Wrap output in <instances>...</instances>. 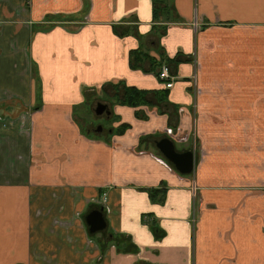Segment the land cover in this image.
<instances>
[{
    "label": "crops",
    "instance_id": "crops-1",
    "mask_svg": "<svg viewBox=\"0 0 264 264\" xmlns=\"http://www.w3.org/2000/svg\"><path fill=\"white\" fill-rule=\"evenodd\" d=\"M163 1L156 19L154 0H0V264H264V0ZM98 103L101 134L82 128ZM164 137L195 162L203 144L195 174ZM94 209L107 227L90 233Z\"/></svg>",
    "mask_w": 264,
    "mask_h": 264
},
{
    "label": "water",
    "instance_id": "water-1",
    "mask_svg": "<svg viewBox=\"0 0 264 264\" xmlns=\"http://www.w3.org/2000/svg\"><path fill=\"white\" fill-rule=\"evenodd\" d=\"M106 105L98 103L94 109L97 115H102L106 110ZM109 113V111H107ZM156 148L163 157L174 165L176 170L182 174H191L194 171V153L192 151H177L173 141L170 138H162L155 142ZM86 223L89 226L90 233H96L104 230L107 223L102 209H94L86 216Z\"/></svg>",
    "mask_w": 264,
    "mask_h": 264
},
{
    "label": "rangeland",
    "instance_id": "rangeland-1",
    "mask_svg": "<svg viewBox=\"0 0 264 264\" xmlns=\"http://www.w3.org/2000/svg\"><path fill=\"white\" fill-rule=\"evenodd\" d=\"M195 64H196V61H195ZM197 77H198V73H197ZM225 80H228L226 77H225ZM219 82H220V86L223 87L225 84L223 83V81H221L220 79L217 81V83L215 84L214 82H212L209 87L210 88H215L219 85ZM195 89L197 90L196 93H194V97L195 100H194V105H193V108L195 110L194 112V121H193V125H192V135H195V137H199V131L198 129H200V123H198L199 121V116H197L198 114V100L199 98L201 97V95L204 93V88L197 82V79H196V86H195ZM121 95V93L119 94ZM103 95L100 96V98H102ZM105 98V97H104ZM84 121L86 122V124H83ZM215 121L216 123H214V125L216 126V128L218 130H222V131H225V129H227V136L230 137V135L232 133L235 132V130H238V133H242V134H245L249 127H240V126H234V127H231L229 125H227V123L230 122L229 119H217V120H213ZM93 124H99V125H102V127L106 128L107 127V124H108V121L103 119L102 117L98 118L95 120L93 114H88V115H84V119L82 121V128L84 130L86 129H89V127L93 126ZM179 124H177V126L175 128L178 127ZM198 142V141H197ZM196 142V144H197ZM203 143V142H201ZM203 144H200L198 142V145H196V150H198V152H200V155L196 158V162H195V166H194V171L193 173L195 174L196 170L199 169L202 165V162H204L206 160V155H207V151L204 149V147L202 146ZM177 147H179L178 145H176ZM238 156L241 158L242 156H244V153L242 151H239L238 153Z\"/></svg>",
    "mask_w": 264,
    "mask_h": 264
},
{
    "label": "trees",
    "instance_id": "trees-1",
    "mask_svg": "<svg viewBox=\"0 0 264 264\" xmlns=\"http://www.w3.org/2000/svg\"><path fill=\"white\" fill-rule=\"evenodd\" d=\"M154 4H155L154 17L156 19H161L162 16L167 17V15L169 14V9L167 8L165 2L163 0H154ZM145 62L152 63L153 70L158 65L160 68L161 65L164 63V62L158 63L157 61L155 62L154 59H152L147 53L141 50L132 51L130 64L133 69H138V68L142 69L143 64ZM166 64L168 63L166 62ZM145 95H146L145 91L137 90L134 87H125L121 95H119L120 97L119 102L132 107H138L139 105L145 103Z\"/></svg>",
    "mask_w": 264,
    "mask_h": 264
},
{
    "label": "built area",
    "instance_id": "built-area-1",
    "mask_svg": "<svg viewBox=\"0 0 264 264\" xmlns=\"http://www.w3.org/2000/svg\"><path fill=\"white\" fill-rule=\"evenodd\" d=\"M157 77L165 89L169 90L174 86V82L176 78L174 76V73L172 71L170 64H166V63L162 64L161 67L157 71ZM195 86H196V77L192 78V87H193L194 93L197 92V90L195 89ZM167 130H168L167 134L169 136L174 135L175 133L174 130L172 129H167ZM103 202H106V196L103 197ZM194 222H195V219H193V223Z\"/></svg>",
    "mask_w": 264,
    "mask_h": 264
},
{
    "label": "flooded vegetation",
    "instance_id": "flooded-vegetation-1",
    "mask_svg": "<svg viewBox=\"0 0 264 264\" xmlns=\"http://www.w3.org/2000/svg\"><path fill=\"white\" fill-rule=\"evenodd\" d=\"M107 111H109L108 107H106V110L105 112L102 114V115H97L95 112H94V118L95 120L102 117L103 119L107 120L110 116V111L109 113H107ZM103 128L102 125H97V124H93V126L89 127V130L92 131L93 133H97V134H101L103 132ZM164 138H169V137H164ZM194 166H195V163H194Z\"/></svg>",
    "mask_w": 264,
    "mask_h": 264
}]
</instances>
